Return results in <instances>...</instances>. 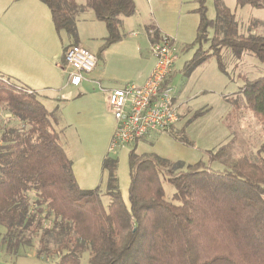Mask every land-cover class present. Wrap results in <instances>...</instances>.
I'll return each instance as SVG.
<instances>
[{"label":"trees","instance_id":"obj_1","mask_svg":"<svg viewBox=\"0 0 264 264\" xmlns=\"http://www.w3.org/2000/svg\"><path fill=\"white\" fill-rule=\"evenodd\" d=\"M40 1L50 9L58 35L69 37L65 67L67 50L79 45L78 17L92 11L106 25L99 62L123 40V18L136 14L134 0ZM236 2L264 9V0ZM214 3L216 18L211 20L206 0H197L200 22L189 47H198L185 63V75L213 57L226 72L224 49L231 50L237 62L251 54L264 63V36H240L236 16L224 0ZM146 30L153 44L162 38L155 25ZM241 93L245 108L264 123V77L246 81ZM0 111L14 121L2 127L0 135V227L5 230L0 233V251L7 257L19 258L20 248L32 247L38 239L39 256L57 255L56 264H81L85 254L89 264H264V142L257 162L242 156L225 172L203 162L185 166L155 153L137 154L136 143L128 155L126 202L118 160L110 155L103 160L105 193L99 187L81 188L54 127L60 108L49 111L40 94L1 73ZM175 126L165 133L180 135ZM226 151L222 146L210 152V164ZM163 180L175 188L172 201L166 198Z\"/></svg>","mask_w":264,"mask_h":264},{"label":"rangeland","instance_id":"obj_2","mask_svg":"<svg viewBox=\"0 0 264 264\" xmlns=\"http://www.w3.org/2000/svg\"><path fill=\"white\" fill-rule=\"evenodd\" d=\"M77 1L79 4H85V0ZM134 2L136 14L130 18H123L121 33L124 43L112 46L105 63L102 61L98 63L104 75L98 76L95 73L94 78L102 82L101 86L99 83L94 84L95 88L91 91L95 93H86L82 97L80 93L83 90L74 88L70 89L69 99L57 102L56 105L51 102L46 104L47 109L52 112L57 104H61L62 123L54 127L60 133L61 143L74 163L75 174L81 187L86 190L99 187L106 192L107 179L103 170V160L105 156L110 155L118 160L119 186L125 201L128 202V155L132 147L126 146L120 148L117 153H110L116 120L103 102L101 94H104L103 87L122 88L128 83L137 84L140 75L150 67V62L155 57L146 30V26L150 24L156 27L158 24L163 25L167 31L163 36H169L177 45L179 60L175 65L172 86L177 93L182 119L175 129L180 134L178 136L184 140L169 133L154 134L146 141L138 143L136 153H155L171 162H182L185 166L203 162L217 172L228 171L234 160L242 156L257 162L260 159L257 152L264 142V123L245 108L246 100L241 89L246 81L264 77V63L251 54H245L241 61L237 62L231 50L224 49L221 55L226 72L220 69L217 59L213 57L187 76L184 73L185 63L193 58L198 47H189L197 39L200 22V16L195 12L198 8L197 0H134ZM224 4L236 16L240 36H264V9L238 6L236 0H224ZM206 6L208 18L214 20L216 18L214 0H206ZM91 18H94L92 11L77 18L79 32L81 28L90 24ZM98 22L95 24L105 28L106 25ZM93 31L97 32L96 27ZM63 38L65 42L69 39L66 33H63ZM100 41L92 40L85 48L96 55L97 43L100 44ZM208 47V43L204 44L205 49ZM61 65L65 66L63 63ZM235 103L239 105L238 109ZM13 125L14 121L5 112L0 111V135L2 127ZM222 146H227L225 155L210 164L209 153L216 152ZM163 183L166 198L172 201L175 188L166 180H163ZM109 202V198L105 196V205L108 206ZM0 233H5L1 227ZM40 248L38 239L34 240L32 247H21L19 250L21 264L58 262V256L54 254L49 257L44 254L43 257L39 256ZM51 249H54L53 245ZM81 264H89L87 254L83 256Z\"/></svg>","mask_w":264,"mask_h":264},{"label":"crops","instance_id":"obj_3","mask_svg":"<svg viewBox=\"0 0 264 264\" xmlns=\"http://www.w3.org/2000/svg\"><path fill=\"white\" fill-rule=\"evenodd\" d=\"M96 21L98 20L94 16L90 19V24L87 27L81 28L80 32L78 31L79 45L84 48L89 46L92 40H101L100 44L103 45L104 39L108 35L106 26L103 28L100 24H95ZM158 25L157 28L160 27L158 30L163 36L164 32L167 31L163 25ZM95 27L96 33L93 31ZM69 43V39L67 42L64 41L63 34L58 35L50 9L40 0H0V73L19 85L40 94L45 106L49 102L56 105L57 102L69 99L71 97L70 89L81 88L83 91H81L80 96L84 97L86 93L93 92L91 90L95 88V83H99L100 86L102 84L101 80L94 78L95 73L98 76L104 75L98 65L92 73L84 76L80 86L77 87L70 83L68 67L61 65L64 64V50ZM121 43H124V40L118 44ZM97 44L98 53L102 45L99 42ZM154 44L151 42L152 46ZM110 50L106 52L102 62L105 63V60L109 58ZM150 63V67L146 68L138 78L137 85L142 86L149 79L156 64L155 57ZM118 88L121 87L106 89L103 87L104 94L101 95H103V102L108 110L107 92ZM91 105L95 107L93 104ZM60 106L61 104H57L55 109L60 108ZM60 115L61 111H59L58 119L55 121L57 126L62 123ZM94 123L95 121H93ZM97 127L96 124L95 128ZM77 180L80 184L78 178ZM21 259L20 257L17 259L9 258L0 251V264H21Z\"/></svg>","mask_w":264,"mask_h":264},{"label":"built area","instance_id":"obj_4","mask_svg":"<svg viewBox=\"0 0 264 264\" xmlns=\"http://www.w3.org/2000/svg\"><path fill=\"white\" fill-rule=\"evenodd\" d=\"M152 50L156 64L144 85L128 84L107 92L109 110L116 120L110 153L165 133L180 121L176 90L172 83L165 85L179 60L177 45L171 38L162 36ZM65 60L69 81L77 87L98 65L97 55L81 45L69 48Z\"/></svg>","mask_w":264,"mask_h":264}]
</instances>
